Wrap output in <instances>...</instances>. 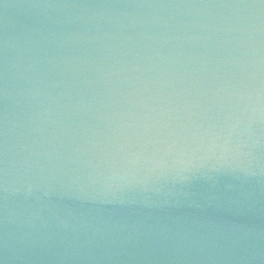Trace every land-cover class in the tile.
<instances>
[{"label": "water", "instance_id": "obj_1", "mask_svg": "<svg viewBox=\"0 0 264 264\" xmlns=\"http://www.w3.org/2000/svg\"><path fill=\"white\" fill-rule=\"evenodd\" d=\"M0 264H264V0H0Z\"/></svg>", "mask_w": 264, "mask_h": 264}]
</instances>
